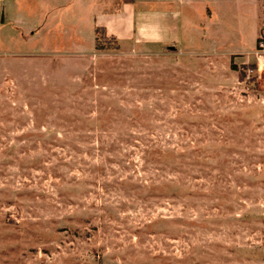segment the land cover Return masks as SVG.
Listing matches in <instances>:
<instances>
[{
	"label": "rangeland",
	"instance_id": "374dc122",
	"mask_svg": "<svg viewBox=\"0 0 264 264\" xmlns=\"http://www.w3.org/2000/svg\"><path fill=\"white\" fill-rule=\"evenodd\" d=\"M256 1H3L0 264H264Z\"/></svg>",
	"mask_w": 264,
	"mask_h": 264
},
{
	"label": "crops",
	"instance_id": "0c3cea01",
	"mask_svg": "<svg viewBox=\"0 0 264 264\" xmlns=\"http://www.w3.org/2000/svg\"><path fill=\"white\" fill-rule=\"evenodd\" d=\"M3 1L4 0H0V26L1 23L5 21V17H4V11H3ZM256 3L259 5V0L256 1ZM129 4H126L124 6H128ZM121 8V6L117 7V9L114 10H109V9H105L103 11L104 15H108V16H113L118 14V10ZM108 10V11H107ZM110 11V12H109ZM261 13V11L259 10L257 12V21H259V14ZM173 16H177L176 12H172L169 13ZM262 20V19H261ZM260 20V22H261ZM170 19L168 14H161V12H148L144 14L141 13H134L133 15V23H134V31H133V43H139L142 45H150L153 43H166L168 42V44H164V45H169L172 47H177V40H175L174 38H176V33L175 34H170ZM260 26V25H259ZM98 27H103L106 30V34L107 35H112L114 37H116V39L118 40L117 35L115 34V32L113 31V28L110 27H106V26H98ZM262 28H264V24H262L260 31L262 30ZM112 29V30H111ZM260 36V35H258ZM257 36V38H258ZM257 38H256V42H257ZM172 43V44H171ZM256 46V45H255Z\"/></svg>",
	"mask_w": 264,
	"mask_h": 264
},
{
	"label": "trees",
	"instance_id": "16d2710c",
	"mask_svg": "<svg viewBox=\"0 0 264 264\" xmlns=\"http://www.w3.org/2000/svg\"><path fill=\"white\" fill-rule=\"evenodd\" d=\"M108 11V10H107ZM111 11V10H110ZM109 11V12H110ZM96 33H97V37H96V41L98 40H102V42L104 43H110V42H117L116 37L112 36V35H107L106 34V30L103 27H96L95 29ZM263 40L264 41V29L262 30L260 36H258L257 38V44L259 43V41ZM251 67L250 65L246 66V69ZM235 70V67H232ZM241 77H243L244 75V71L242 70L241 72ZM243 79V78H242ZM250 80H254V77H252Z\"/></svg>",
	"mask_w": 264,
	"mask_h": 264
},
{
	"label": "built area",
	"instance_id": "2783aa9c",
	"mask_svg": "<svg viewBox=\"0 0 264 264\" xmlns=\"http://www.w3.org/2000/svg\"><path fill=\"white\" fill-rule=\"evenodd\" d=\"M263 47H264V44H263V41L261 40V41H259V43L257 45L258 49L256 51H254L256 59H257V62L260 65H261V60L260 59L264 57V55H263V53H264ZM252 71H253V69H250V68L247 69V72H248L247 74L248 75H246V78H249V73L252 72Z\"/></svg>",
	"mask_w": 264,
	"mask_h": 264
}]
</instances>
